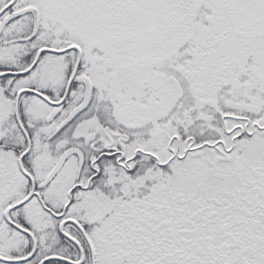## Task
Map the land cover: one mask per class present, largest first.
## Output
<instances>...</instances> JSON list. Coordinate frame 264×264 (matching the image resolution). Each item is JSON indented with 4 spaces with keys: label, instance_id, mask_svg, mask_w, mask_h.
<instances>
[{
    "label": "snow or ice",
    "instance_id": "obj_1",
    "mask_svg": "<svg viewBox=\"0 0 264 264\" xmlns=\"http://www.w3.org/2000/svg\"><path fill=\"white\" fill-rule=\"evenodd\" d=\"M0 264H264V0H0Z\"/></svg>",
    "mask_w": 264,
    "mask_h": 264
}]
</instances>
